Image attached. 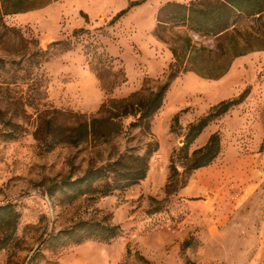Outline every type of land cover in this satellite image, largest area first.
Listing matches in <instances>:
<instances>
[{
	"label": "rangeland",
	"instance_id": "obj_1",
	"mask_svg": "<svg viewBox=\"0 0 264 264\" xmlns=\"http://www.w3.org/2000/svg\"><path fill=\"white\" fill-rule=\"evenodd\" d=\"M192 1L214 0H0V204L16 214L0 264H264V47L235 57L219 78L176 75L148 128L129 126V115L108 141L59 140L77 133L78 118H103L97 129H107L105 103L163 83L179 34L214 46L213 36L179 23L156 31L163 4ZM236 29L264 46V11L237 19ZM244 90L185 146L190 123ZM213 133L217 156L186 169ZM150 142L156 150L135 184L102 194L108 176L72 200L49 195L62 178L141 154ZM87 219L118 233L52 237ZM12 227L0 228V240Z\"/></svg>",
	"mask_w": 264,
	"mask_h": 264
},
{
	"label": "trees",
	"instance_id": "obj_2",
	"mask_svg": "<svg viewBox=\"0 0 264 264\" xmlns=\"http://www.w3.org/2000/svg\"><path fill=\"white\" fill-rule=\"evenodd\" d=\"M121 10L113 19L125 13ZM264 11V0H214L207 5L192 1L189 4L179 2H166L157 13L158 33L162 32L165 24L169 22L179 23L195 32L213 36L215 44L213 47L196 45L191 43V39L185 33L178 36V44L171 43L170 51L173 61L169 65L167 79L157 85L154 90L147 94L135 91L127 97L112 100L104 104L100 112L106 108L109 114L104 118L110 127L99 132L97 125L101 118L93 116L89 119L78 118L77 133L69 134L60 141L68 142L73 146H78L82 142L101 137L108 141L111 135L120 133V120L125 116H135V120L129 126L148 128V123L152 115L160 108L164 93L169 82L176 75L182 72L191 71L206 78H219L225 74L231 61L254 49L264 46L249 45L250 40L237 34V19L241 17H252ZM247 90L242 91L237 97L222 100L212 107L205 115L188 125L186 134L189 144L213 119L227 112L234 105L239 104L246 97ZM113 104V106L111 105ZM111 105V106H110ZM109 108V110H108ZM10 135V134H7ZM219 138L216 133L209 136L207 142L192 151L189 157V164L186 169L193 170L209 164L219 152ZM156 150V143H147L141 154H120L116 160L98 167L87 168L81 176L74 179L64 177L58 185L50 190L49 195L58 191L62 197L72 200L89 190L91 184L99 179L111 176V182L102 194H108L115 189H122L135 184L145 175L147 169V159ZM126 162L124 163L123 161ZM128 164V165H127ZM15 212L10 204H0V228L7 225L13 226L10 232H5L0 244L5 245L14 231ZM119 227L98 220H78L71 226L58 231L52 237H59L62 234L63 241L79 243L84 239L97 237L100 239L112 238L118 233ZM185 264H194L187 261Z\"/></svg>",
	"mask_w": 264,
	"mask_h": 264
}]
</instances>
